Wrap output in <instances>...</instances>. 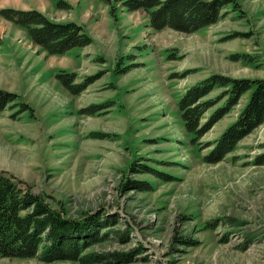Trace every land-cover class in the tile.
<instances>
[{
  "label": "rangeland",
  "instance_id": "rangeland-1",
  "mask_svg": "<svg viewBox=\"0 0 264 264\" xmlns=\"http://www.w3.org/2000/svg\"><path fill=\"white\" fill-rule=\"evenodd\" d=\"M236 1L190 34L156 30L147 11L118 0H0V9L74 21L92 38L51 55L0 15V88L28 104L0 112V171L69 217L118 213L109 238L88 249L102 260L95 264H264V123L219 162L205 158L251 91L200 138L179 107L210 75L264 78V0ZM66 71L76 73L74 84L93 81L73 93L58 78ZM141 180L149 189L134 187ZM126 227L127 241L111 232Z\"/></svg>",
  "mask_w": 264,
  "mask_h": 264
},
{
  "label": "trees",
  "instance_id": "trees-1",
  "mask_svg": "<svg viewBox=\"0 0 264 264\" xmlns=\"http://www.w3.org/2000/svg\"><path fill=\"white\" fill-rule=\"evenodd\" d=\"M118 1L129 11H147L149 25L156 30L169 27L190 34L215 24L225 15L224 9L228 5L237 3L236 0ZM0 15L24 28L31 40L51 55H62L74 47L87 46L92 42L83 25L74 21H55L35 8L4 7L0 9ZM75 77L74 72L58 74L61 83L73 93L82 92L93 81L91 78L85 83L74 84ZM216 87L225 90L216 97H209ZM249 91L250 97L237 119L227 126L205 157L208 162L222 160L242 139L264 123V78H232L213 74L189 87L180 99L179 107L187 131L200 138ZM224 98L225 102L213 111L207 122L202 123L203 115ZM20 99L18 93L0 88V112L10 104L20 105L21 111L26 110L28 104ZM134 187L149 189L148 183L142 180L135 181ZM119 223L118 213L104 215L103 212H92L78 219L69 217L63 210L24 187L16 176L0 171V258L99 263L102 261L99 255L88 252V249L108 239L110 233L107 229ZM111 232L116 233L114 237L127 241L131 229L126 227Z\"/></svg>",
  "mask_w": 264,
  "mask_h": 264
}]
</instances>
